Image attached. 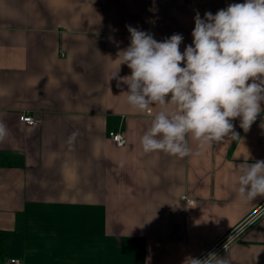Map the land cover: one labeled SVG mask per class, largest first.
<instances>
[{"label":"crops","instance_id":"crops-1","mask_svg":"<svg viewBox=\"0 0 264 264\" xmlns=\"http://www.w3.org/2000/svg\"><path fill=\"white\" fill-rule=\"evenodd\" d=\"M244 2L0 0L2 264H264V197L239 195L236 168L264 160V103L248 132L232 121L240 139L201 148L189 136L184 158L145 153L141 137L162 109L140 112L127 86L110 80L131 74L120 65L126 26L157 41L182 34L183 52L197 12ZM237 229L228 250L209 258Z\"/></svg>","mask_w":264,"mask_h":264},{"label":"clouds","instance_id":"clouds-1","mask_svg":"<svg viewBox=\"0 0 264 264\" xmlns=\"http://www.w3.org/2000/svg\"><path fill=\"white\" fill-rule=\"evenodd\" d=\"M194 22L192 43L183 52L182 34L157 41L148 32L126 26L130 44L119 52L120 65H127L131 74L118 76V71L110 80L116 79L117 87L127 86V102L140 112L153 105L162 109L141 137L145 153L162 151L184 158L193 154L189 136L201 148L229 137L240 139L232 121L239 118L240 128L248 132L262 112L264 0L232 3L215 14L205 12L203 18L197 12ZM169 103L175 105L172 112L166 109ZM6 134L0 124V140ZM236 168L239 195L249 203L264 197V160ZM193 264L212 261L194 259ZM215 264L228 261L218 259Z\"/></svg>","mask_w":264,"mask_h":264},{"label":"built area","instance_id":"built-area-1","mask_svg":"<svg viewBox=\"0 0 264 264\" xmlns=\"http://www.w3.org/2000/svg\"><path fill=\"white\" fill-rule=\"evenodd\" d=\"M20 119L22 122L26 123L29 126H36L40 123L39 120H36L34 117H32L30 115H22ZM109 137L115 143V145L118 147H123L126 145L127 140L120 131L110 132ZM190 204H193V202L191 201ZM239 231L240 230L237 229V230H234L233 232L229 233L227 235V237L221 242V244L216 246V249L218 248L221 252L226 251L228 249V247L230 246V244L237 238ZM216 252L218 253V251H216ZM210 255H211V253L208 255L209 258H210ZM12 263L19 264V262L15 261V260H13Z\"/></svg>","mask_w":264,"mask_h":264},{"label":"trees","instance_id":"trees-1","mask_svg":"<svg viewBox=\"0 0 264 264\" xmlns=\"http://www.w3.org/2000/svg\"><path fill=\"white\" fill-rule=\"evenodd\" d=\"M5 249H6V234L3 230H0V262L5 259Z\"/></svg>","mask_w":264,"mask_h":264},{"label":"rangeland","instance_id":"rangeland-1","mask_svg":"<svg viewBox=\"0 0 264 264\" xmlns=\"http://www.w3.org/2000/svg\"><path fill=\"white\" fill-rule=\"evenodd\" d=\"M216 247L210 252L211 253V255H213V254H216L217 252L216 251H218V253H221V251L217 248L216 250ZM228 250V249H227ZM226 250V251H227ZM215 251V252H214ZM0 264H2V262H0Z\"/></svg>","mask_w":264,"mask_h":264}]
</instances>
